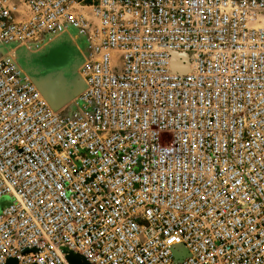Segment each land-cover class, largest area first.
Returning a JSON list of instances; mask_svg holds the SVG:
<instances>
[{
	"label": "built area",
	"instance_id": "1",
	"mask_svg": "<svg viewBox=\"0 0 264 264\" xmlns=\"http://www.w3.org/2000/svg\"><path fill=\"white\" fill-rule=\"evenodd\" d=\"M68 37L55 109L18 60ZM264 264V0H0V264Z\"/></svg>",
	"mask_w": 264,
	"mask_h": 264
},
{
	"label": "rangeland",
	"instance_id": "2",
	"mask_svg": "<svg viewBox=\"0 0 264 264\" xmlns=\"http://www.w3.org/2000/svg\"><path fill=\"white\" fill-rule=\"evenodd\" d=\"M83 48L72 39L61 37L41 50L19 53L22 66L38 81L57 110H67L83 87L79 73Z\"/></svg>",
	"mask_w": 264,
	"mask_h": 264
},
{
	"label": "bare ground",
	"instance_id": "3",
	"mask_svg": "<svg viewBox=\"0 0 264 264\" xmlns=\"http://www.w3.org/2000/svg\"><path fill=\"white\" fill-rule=\"evenodd\" d=\"M26 52H29V51H26ZM18 60H19V62H20V55L18 54ZM20 64H21V62H20ZM22 65V64H21ZM23 67V66H22ZM24 68V67H23ZM25 69V68H24ZM26 70V69H25ZM27 71V70H26ZM28 72V71H27ZM30 73V72H29ZM31 74V73H30ZM31 76H32V74H31ZM33 77V76H32ZM37 82V84L40 86V84L38 83V81H36ZM40 88V87H39Z\"/></svg>",
	"mask_w": 264,
	"mask_h": 264
},
{
	"label": "water",
	"instance_id": "4",
	"mask_svg": "<svg viewBox=\"0 0 264 264\" xmlns=\"http://www.w3.org/2000/svg\"><path fill=\"white\" fill-rule=\"evenodd\" d=\"M9 264H16L15 262H10Z\"/></svg>",
	"mask_w": 264,
	"mask_h": 264
}]
</instances>
